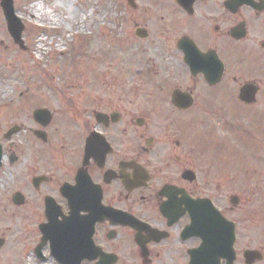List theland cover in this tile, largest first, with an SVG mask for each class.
Listing matches in <instances>:
<instances>
[{
	"label": "flooded vegetation",
	"instance_id": "1",
	"mask_svg": "<svg viewBox=\"0 0 264 264\" xmlns=\"http://www.w3.org/2000/svg\"><path fill=\"white\" fill-rule=\"evenodd\" d=\"M121 2L125 71L106 99H0V264H228L186 236L200 199L234 223L233 264H247L241 221L264 202V0Z\"/></svg>",
	"mask_w": 264,
	"mask_h": 264
},
{
	"label": "rangeland",
	"instance_id": "2",
	"mask_svg": "<svg viewBox=\"0 0 264 264\" xmlns=\"http://www.w3.org/2000/svg\"><path fill=\"white\" fill-rule=\"evenodd\" d=\"M1 1L0 99L45 104L70 100L72 93L81 94L82 100L107 98L108 92L101 89L110 84L112 69L120 74L125 71L119 61L123 57L118 55L124 47L119 37L121 0H15L16 11L26 25L27 53L5 47L11 41ZM75 98L79 100V96ZM246 207L241 221L242 246L264 253V202Z\"/></svg>",
	"mask_w": 264,
	"mask_h": 264
},
{
	"label": "water",
	"instance_id": "3",
	"mask_svg": "<svg viewBox=\"0 0 264 264\" xmlns=\"http://www.w3.org/2000/svg\"><path fill=\"white\" fill-rule=\"evenodd\" d=\"M2 7L10 34L16 43L22 45L25 26L16 13L14 0H2ZM41 113L42 111L37 112L36 116L38 117ZM192 219L193 223L189 227L190 233L199 235L203 239V245L199 252L215 254L217 260L226 256L228 264H232L235 241L234 224L224 219L211 202L204 200L196 201ZM245 258L247 263L251 264L256 260L263 259V255L259 251L248 250L245 253Z\"/></svg>",
	"mask_w": 264,
	"mask_h": 264
}]
</instances>
